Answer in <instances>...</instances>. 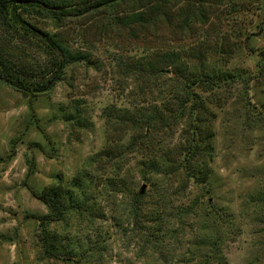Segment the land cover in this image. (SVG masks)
<instances>
[{
    "label": "rangeland",
    "instance_id": "374dc122",
    "mask_svg": "<svg viewBox=\"0 0 264 264\" xmlns=\"http://www.w3.org/2000/svg\"><path fill=\"white\" fill-rule=\"evenodd\" d=\"M41 1L78 9L23 16L90 63L65 65L39 93L0 81V264H264V0L171 1L146 26L120 20L135 0ZM13 34L1 37L34 80L48 55L40 39ZM220 69L236 75L191 86L213 112L198 123L211 135L198 185L180 165L196 123L189 102L175 117L177 102L187 79ZM147 115L169 120L147 136ZM143 161L161 171L144 178ZM60 179L86 210L49 224L69 254L53 259L39 239L47 208L32 192Z\"/></svg>",
    "mask_w": 264,
    "mask_h": 264
},
{
    "label": "trees",
    "instance_id": "16d2710c",
    "mask_svg": "<svg viewBox=\"0 0 264 264\" xmlns=\"http://www.w3.org/2000/svg\"><path fill=\"white\" fill-rule=\"evenodd\" d=\"M96 1L98 4L106 3L111 5L119 0ZM171 1L178 0H135L137 3L136 7L130 9L120 20L123 24L135 23L145 26L149 25L162 15L164 17L168 16L171 11L169 7ZM95 5L97 4H94V6ZM37 9L44 10L56 20H59L62 16L73 15L74 11L78 10L70 5L47 4L45 2L43 3L41 0H0V81L23 93H39L48 90L54 85V82L60 78V73H62L64 66L69 63L79 60L90 63L86 54L82 52L80 54H74V52L67 47L65 41L60 37L58 32L51 33L49 31H41L24 18L23 13H30V11ZM6 32L15 33L13 36L21 33L22 35H31L40 39L45 53L48 55V62L38 70L39 73L36 72V74H33V77L36 79L30 80L28 76H25L26 79L24 75H26L27 70H25V73H22L24 67L21 62L10 56V41L1 37L6 34ZM173 56H175V53H173ZM171 65H175V62H171ZM157 72L169 73V71L161 70L160 68L157 69ZM173 73L176 74L177 72L175 71ZM235 75L234 72L220 69L219 72L213 76L203 71L196 79L194 76L190 77V79L186 81L185 88H183L184 97L180 102H177L178 113L176 112L175 117L185 111L186 104L189 102L191 116L193 114V119L196 123L192 131L190 133L188 132V137H186L183 144L184 152L180 165L184 169L186 178L192 179V181L198 185L206 182L208 177L206 161H209L211 156V146L208 141L211 137L210 132H204V136H202L203 132L198 123L207 120L209 116H212L213 112L200 95L191 90V86L200 83L202 89L206 91L210 90L218 81L233 79ZM35 80L40 81L36 82ZM196 80L200 81L197 82ZM167 120H169V118L158 117L157 119H152L147 115L140 119V125L138 126L142 127L143 135L149 136L155 129L165 126ZM200 157V165H198L196 162ZM143 167L145 169L142 173L144 178H146V175L149 173H152V171H161L159 165L154 161H143ZM84 176L86 177L87 174L82 173L73 177V185L81 187ZM182 189L184 188L182 187ZM32 193L34 197L41 200L47 208L46 213L37 217L41 229L39 239L44 255L53 259L69 255L66 253L65 248H62L63 246H61L59 235L55 231L50 230L48 226L53 221L61 220L69 207H73L77 211H85L84 204L74 199L73 194L69 192L67 186L61 183V179L59 182L43 188L40 192ZM218 263L227 264L225 259H220Z\"/></svg>",
    "mask_w": 264,
    "mask_h": 264
}]
</instances>
